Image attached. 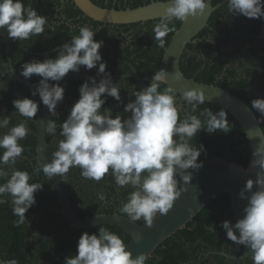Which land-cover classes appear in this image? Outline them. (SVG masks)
Segmentation results:
<instances>
[{"label":"clouds","instance_id":"9594fccd","mask_svg":"<svg viewBox=\"0 0 264 264\" xmlns=\"http://www.w3.org/2000/svg\"><path fill=\"white\" fill-rule=\"evenodd\" d=\"M207 3L208 0H166L164 14L153 27L158 46L164 48L165 37L176 30L174 20L184 22L188 16L203 14ZM226 3L231 15L264 17V0H227ZM46 25L55 34L57 26L49 25L48 17L26 6L24 0H0V31H6L9 39L21 42L40 36L45 33ZM68 27L78 30V34L70 33V40L54 48L57 53L54 58L46 56L43 60L23 63L20 74L24 78L30 79L33 74L40 77L31 95H38L49 113L57 115V105L65 94V87L59 82L70 71L79 72L81 66L90 70L98 64L97 76L101 78L89 76L79 86L78 100L59 125L61 138L56 141L51 160L39 163L34 173L38 175L42 171L51 180L55 175L66 179L70 169L79 168L83 178L96 182L110 175L117 187L132 189L117 212L132 222L142 219L144 225L151 227L158 215L168 213L185 185L191 182L190 169L203 166L198 157L204 145L197 146L194 137L202 129L209 134L230 131L227 111L205 108L197 114L199 105L208 102L203 89L186 87L177 98V91L167 82L168 73L163 68L154 72L147 87L128 92L130 99L124 104L120 83L113 82L111 73L106 71L107 62L100 52L104 41L94 39L100 29L71 22ZM161 84L167 86L161 90ZM108 97L123 104L129 115L126 118L119 113L113 115L111 108L104 107ZM12 105L15 115L25 119L9 127L11 116H0V149H3L0 180H4L0 183V205L8 203L10 198L12 212L18 217L15 225L20 226L29 223L25 214L36 203L35 193L43 187V183L30 182L33 174L15 167L25 151L19 141L29 135L28 120L37 116L39 103L24 96L15 98ZM251 108L264 116V98L252 99ZM41 123L47 134L57 135L56 121ZM259 136L264 143V130ZM253 155L256 159L251 161V167L259 166L260 171L255 180L248 178L239 192V197L247 201L243 216L234 224L224 220L221 227L228 240L251 250L252 264H264V147H258ZM98 198L107 199L102 192ZM210 230L216 231L214 226ZM148 258L143 252L133 257L119 234L99 227L98 233L85 231L80 235L76 254L65 257L64 264H145Z\"/></svg>","mask_w":264,"mask_h":264},{"label":"trees","instance_id":"16d2710c","mask_svg":"<svg viewBox=\"0 0 264 264\" xmlns=\"http://www.w3.org/2000/svg\"><path fill=\"white\" fill-rule=\"evenodd\" d=\"M40 3L37 8L41 15L48 17L49 25H56V32L54 37L51 38L49 34L48 25L45 26L46 31L40 36H33L26 41H15L9 49V56L12 58L14 68L21 71L22 66L21 59L18 61V53L16 47L22 48V51L27 54V58L33 54L31 50L38 49H50L45 44H51L56 47L65 41L70 40L69 34H78V30H71L68 27V22L72 25H85L89 24L94 30H97L99 26L111 23H103L93 18L86 16L83 11L75 4L73 0H24L25 5L32 6L36 2ZM95 3L104 7H137L150 3L151 0H93ZM221 0H213V4H217ZM58 13L64 14L63 17L67 22L59 23L58 18H53V14L61 8ZM227 3L217 8L209 19V24L203 31H207L211 26L216 27V19L221 16L226 8ZM62 19V18H61ZM159 19H151L144 22L118 24L115 23L116 27H129L136 25H145L150 27V30L143 31V34L139 35V44L146 46L153 53H145L149 59L147 64L151 66L153 72L157 70L158 64L160 63L164 51L168 46L174 32L180 26L181 21L174 20L172 23L175 25V31L170 32L166 37V46L161 48L158 46V42L155 40V34L153 27L159 22ZM57 22V23H56ZM56 23V24H55ZM105 27H107L105 25ZM171 27V25H170ZM0 31V81L4 80L7 75L12 74V70L9 66L8 54L6 48L8 45L7 32L1 34ZM96 35L101 37L111 38L108 36L107 31L99 30ZM94 36L97 39L99 36ZM5 36V37H4ZM197 39L196 37L194 40ZM193 40V41H194ZM193 41L187 44L186 50L181 58V69L184 74L188 77L194 76L195 72L202 68L203 59L198 57L194 53V48H197V43ZM18 44H22L19 46ZM209 54L211 49L206 48ZM55 54V55H54ZM40 55V53H39ZM39 60H43L46 56L53 58L57 55L53 53H47L46 56H39ZM224 58L219 57L214 62L212 59L206 67H203L201 71L196 74V79L205 83H214L215 85L229 89L232 93L238 95L244 99L250 106L252 99L264 98V84H259L254 88L251 86L252 81H248L244 77L237 75L236 72H229L228 75L218 77L219 72L223 69ZM7 64V66H5ZM138 67V65H137ZM93 69V72L89 76H95L97 80V67ZM6 69H9L7 72ZM80 70L79 72H81ZM140 72V67L138 69ZM71 72V71H70ZM141 74V73H140ZM68 75V74H67ZM67 75L59 83L62 84L67 78ZM89 76L73 75L70 76L65 83V94L64 100L57 105V115L48 114L46 120H54L57 123V135L55 137L47 134L48 149L47 156L49 160L52 158V152L56 149V141L60 139L59 136V125L66 118L68 111L76 100L79 98V86ZM31 79L38 83L40 77L33 74ZM56 83V82H54ZM165 85V84H164ZM166 86V85H165ZM1 87V83H0ZM32 89L20 80H12L6 83L0 93V116H11V124L9 127L16 125L20 120L25 119L19 115H15L11 110H15L12 105V101L17 97L27 96L31 99L36 100L39 103V108L43 105L40 101L39 96L31 95ZM122 94V92H121ZM115 102L112 97H108L104 107L109 106ZM7 107L8 110L4 111ZM202 108L216 107L215 104L205 102L201 104ZM122 108V107H121ZM222 107H219L221 109ZM224 109V108H223ZM254 110V109H253ZM227 111V110H226ZM255 111V110H254ZM261 125L264 129V116H261L259 112L255 111ZM114 114V111H113ZM227 119L229 121L230 131L225 133L223 131H216L214 133H207L205 130H201L196 137L197 143H202L212 153L226 158L230 161H235L241 165L247 166L251 156V150L249 147V139L247 138L243 128L239 122L227 111ZM35 118L28 120L27 127L31 130L29 135L19 141L24 146V153L22 158H18L15 167L20 170H27L33 174V180L30 182L43 183L42 189L35 193L36 203L26 212L28 219L25 224L16 226L15 221L18 219L12 212V205L10 198L9 202L0 205V264L15 260L16 264H64L65 257L76 254V246L80 235L87 231L91 233H98L99 227L108 228L110 231L119 234L124 242L127 244L131 236L126 233L120 226L113 224H101L91 228H78L72 226L67 219L61 215L58 211L60 204L56 193L50 189L53 185L52 180L45 177L41 171L38 175L34 173V169L38 166L39 161L36 157V145H37V134ZM3 131H7L4 129ZM3 149H0L2 153ZM199 160L203 159V155L198 157ZM6 170L10 171L7 166H4ZM79 168L70 169L66 176V179L62 177L64 186L69 193L70 199L74 206L75 211L80 216H94L98 212L90 211L85 213L75 203L74 194L79 193L77 197L82 198L84 194H88V191L94 195L97 191L95 200L102 192L105 195V189L100 187L104 185L107 190H115L114 177L104 178L100 182L94 180L85 179L80 174ZM108 181H112L108 183ZM114 181V182H113ZM4 180H0L3 183ZM107 183V184H106ZM69 184V185H68ZM181 187V184L178 185ZM117 187V191H118ZM99 190V191H98ZM128 189L122 188V192L126 193ZM93 199H89L91 202ZM78 200V199H76ZM112 211H106V213H112ZM233 210L231 209V196L228 192H221L214 196L203 208L195 215L183 228L178 230L176 233L168 237L161 245L156 248L152 255L146 260L145 264H252L251 257L243 259H229L226 255L220 252H227L233 255H240L243 251V245H236L234 242L227 239L226 231L221 227L224 220H229L231 223H235L233 218ZM138 222L144 223L143 220ZM212 226L215 227L216 231H211Z\"/></svg>","mask_w":264,"mask_h":264},{"label":"water","instance_id":"95a60500","mask_svg":"<svg viewBox=\"0 0 264 264\" xmlns=\"http://www.w3.org/2000/svg\"><path fill=\"white\" fill-rule=\"evenodd\" d=\"M73 1L86 16L103 23L111 24H128L158 19L164 14L166 7L164 5L166 0H151L150 3L134 8L104 7L93 0ZM226 2L227 0H221L217 4H213V0H208L203 14L188 16L184 22H181L164 51L157 71L161 68L166 70L168 73L166 77L167 82L178 93H182L186 87L201 88L205 93L206 101L224 108L233 115L249 139L251 156L248 165L244 166L214 153H209V157L200 160L203 161L201 168L198 170L190 169L193 173L191 182L185 185V189L182 190L181 195L174 201L173 207L168 213L158 215L151 227L138 221L132 222L126 216L117 212L85 217L78 215L64 186L62 177L55 175L52 178L53 185L50 189L58 197L60 204L58 211L72 226L78 228H91L101 224L120 226L131 236L127 244L128 250L132 252L133 257L141 252L148 254L150 257L162 242L183 228L214 196L221 192H228L231 196V209L234 212V221L236 222L237 219L243 216V208L247 201L239 197V192L246 180L248 178L255 180L257 171H260L259 166L255 168L251 167V161L256 159L253 155L255 150L258 147H264V143H261V137L259 136V132L264 129L256 112L244 99L227 88L215 85L214 83L201 82L194 77L186 76L180 66L187 44L193 41L208 26L212 13ZM9 59L11 58L9 57ZM12 71L13 75L1 83L0 92L6 83L12 80H20L32 90L36 87L37 84L32 79L24 78L14 67H12ZM136 76L140 78L137 73ZM118 113L123 117L127 112L123 109ZM48 114L47 107L42 105L35 118L37 131L36 157L39 163L50 161L47 156L49 145L47 133L44 131L41 123L42 120L46 121ZM177 179L180 180V177H177ZM183 187L184 185L181 184V188ZM220 253L237 259L251 257V250L246 246H243V251L238 256L230 255L226 252Z\"/></svg>","mask_w":264,"mask_h":264},{"label":"flooded vegetation","instance_id":"af4514ba","mask_svg":"<svg viewBox=\"0 0 264 264\" xmlns=\"http://www.w3.org/2000/svg\"><path fill=\"white\" fill-rule=\"evenodd\" d=\"M39 6L40 3L38 1L36 2V4L32 5V7L35 8L36 10ZM63 6L65 5L63 4L61 8L59 7V9H57V11L53 14L51 21H54L53 18H58V19L60 18L59 23L67 22L63 18L65 17V15L64 14L59 15L58 13L61 9H63ZM40 10H42V8H40ZM39 11L38 13L41 14ZM222 12L223 13L221 14V16H219L216 19V27L211 26L207 31H203V32L201 31L196 36L197 39L193 41V43H197V48L193 49L194 53H196L198 57L203 59L202 68L206 67V65L212 59H214L215 62L216 59L222 57L225 59L223 63L224 67L219 72L218 77L219 76L223 77L224 75L226 74L228 75L229 72L233 71L236 72L237 75L239 76L242 75V77L248 79V81H252L253 83L251 84V86L253 88L259 84H264V17L248 18L245 17L244 15H231L228 12V7ZM105 25L107 27H105ZM105 25L99 26L98 29H100L101 31H107V34L111 39L108 40L109 38L96 35L99 36L96 40L104 41L103 46L100 49V52L102 54L103 60L107 62L106 71L111 73L113 82L120 83L121 86L120 91L122 92L121 96L123 98L124 104H126L130 99L128 92H130L134 88L137 90L141 88H145V86L149 85V83L151 82V77L154 75L151 66L147 64V60L149 59L150 56L147 57L145 55L146 52L152 54L153 51L150 49L148 50L146 46H141V44H139V38H138L139 35L143 34V31L147 32L148 30H150V27H147L145 25H136L129 27H122V26L116 27L113 24H105ZM1 34L4 35L5 33L2 31ZM49 34L51 38L54 37V34H51L50 32ZM4 39L8 40L6 53L8 54L9 66L14 67L12 58L9 56V49L11 48V45L15 43V41L9 39L8 37L7 38L5 37ZM18 45L19 46L21 45L22 47L25 48V46H23L22 44H18ZM45 46L51 48L45 50L44 49L31 50L33 54L30 55V58H27V54L24 53V51H22V48L16 47V51L18 53V58H19L18 61L20 60V58H22L21 62L23 64L24 62H28L33 59H39L38 57L39 53H40L39 56L44 57L49 52L53 53L54 52L53 49L56 48L58 45H56V47H53L54 44L53 45L45 44ZM206 48L211 49V51H209V54ZM54 55L51 56L53 57ZM9 57L11 59H9ZM5 66H7V64H5ZM98 66L99 65L97 64L96 67L98 68ZM139 67H140V72L138 71ZM202 68H199L192 77L196 79L195 75L198 74ZM93 69L86 70L84 66H81L80 67V70H82L81 72H69L67 78L64 80V82L61 85L65 86V83L67 82L68 78L73 75L89 76L93 72ZM6 71L8 72L9 69H6ZM136 73L140 76L141 79L136 76ZM12 75H13V71L12 74L7 75V77L3 81H5L9 76ZM100 78L101 77L98 76V79ZM165 85L161 84V90H163ZM179 97H180V93L177 92V98ZM107 107L111 108L114 111L113 115L117 114L119 111H122L124 109L123 104H118L117 101L112 102V104H110ZM185 107H187V105H185ZM208 108H210L213 112L220 110L219 106L217 105L216 107H208ZM204 109L205 108H202L201 105H199L197 109V114L203 112ZM6 110H8L7 107L4 108V111ZM14 111L16 110H11L13 114L15 113ZM128 115L129 113L127 112L123 116V118H126ZM193 142L197 146H200L202 144V143H197V140L195 139H193ZM209 153L212 152L209 149H207L206 146L204 145V151L201 152V155H203V159L209 157ZM105 177L110 178L111 176L106 175ZM111 182L112 181H108V183ZM113 184L116 187L115 182ZM102 188L105 189V196L107 197L106 200L101 201L98 197L94 200L93 197L94 196L96 197L97 191L94 192V195L90 193V191H88V194H84L82 198L77 197L79 193H75L74 194L75 203L85 213H88L89 210L97 211L98 213L96 215L104 214L106 213V211H112V210L114 212H117V208L121 206L122 202L126 201L128 193L132 191L130 187H125V189L129 188V191L126 193L122 192V188H118V191H117V187L115 190H107V188L104 185H102L100 189ZM89 199H93V200L90 202ZM228 258L236 259L231 257Z\"/></svg>","mask_w":264,"mask_h":264}]
</instances>
